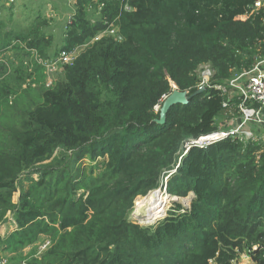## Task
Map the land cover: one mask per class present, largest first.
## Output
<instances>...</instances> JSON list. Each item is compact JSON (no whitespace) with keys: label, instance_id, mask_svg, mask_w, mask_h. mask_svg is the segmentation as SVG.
<instances>
[{"label":"trees","instance_id":"trees-1","mask_svg":"<svg viewBox=\"0 0 264 264\" xmlns=\"http://www.w3.org/2000/svg\"><path fill=\"white\" fill-rule=\"evenodd\" d=\"M250 5L76 0L57 50L37 21L4 32L0 56L13 55L0 60V224L14 229L0 251L17 264H238L240 254L264 264V141L183 147L237 114L228 81L264 50V10L244 19ZM110 25L119 40L92 41ZM75 50L71 64L54 65L62 79L47 85L50 60ZM202 65L212 88L158 123L155 107L173 88L194 94ZM164 179L168 195L192 194L189 207L174 203L150 227L130 221L135 199Z\"/></svg>","mask_w":264,"mask_h":264},{"label":"built area","instance_id":"built-area-1","mask_svg":"<svg viewBox=\"0 0 264 264\" xmlns=\"http://www.w3.org/2000/svg\"><path fill=\"white\" fill-rule=\"evenodd\" d=\"M15 1L16 0H5L7 5H12ZM68 4L75 7L76 0H68ZM100 8L101 5L98 6V11ZM261 9L264 10V0H251V5L243 16L244 19H249ZM124 10L129 11L130 8L126 5L124 6ZM116 33L117 28L110 25L109 29L104 34L97 36L95 39H92V41H96L103 35H109L119 40ZM75 52H78V50L71 53H60L57 58L50 60L53 62H49L51 64L47 66V69L54 70V65L56 63L61 65L71 64L77 55H75ZM198 74L200 80L197 85V90L212 88L209 85V80L213 75L212 69L208 65H202L199 67ZM227 88L230 89L229 91L231 94H236L239 98V103L236 107L238 124L232 125L228 129L217 130L215 133L199 137L198 139L186 141L183 145L185 151L190 147L204 148L228 136L238 137L240 141L249 139L264 141V132H261V127H264V50L257 46L251 65L235 72L228 81ZM227 88L223 86H214L215 90H220L222 93H226ZM173 90L176 89L173 88ZM165 98L166 97H164L163 100ZM223 107H227V103H223ZM162 190L166 193L165 185L162 186ZM48 245L49 241L43 240V242L38 245L39 252L45 250ZM0 264H6V260L0 258Z\"/></svg>","mask_w":264,"mask_h":264},{"label":"rangeland","instance_id":"rangeland-1","mask_svg":"<svg viewBox=\"0 0 264 264\" xmlns=\"http://www.w3.org/2000/svg\"><path fill=\"white\" fill-rule=\"evenodd\" d=\"M59 3V4H58ZM50 4V5H46ZM61 4V5H60ZM50 6L52 7V11L50 10ZM65 0H18L16 4L7 5L5 0H0V36L4 32H11V33H25L27 30L37 21L39 25H41V29L44 32L45 36L53 38V45H55L51 50H57L60 47V40L63 34V27L65 25L66 14L70 13V8L67 7ZM39 10V11H37ZM39 15V16H37ZM64 15L63 19L62 16ZM40 19H39V18ZM44 22V23H43ZM9 59L12 58L13 52L6 51L3 53ZM78 52H75V55ZM5 56H0V60H4ZM4 57V58H3ZM31 62V58L28 59V63ZM16 64V62H14ZM12 71H7V75L4 77L10 84H15L13 78L15 74H11ZM55 73L54 77L51 73ZM62 79V69L59 68L57 70H48V81L47 84L50 85L52 81H57ZM163 102V99H162ZM161 102V103H162ZM161 108V104L155 107V111L158 112ZM237 114L232 116L222 115L216 119V125L218 130L220 129H228L232 125L238 124ZM256 130V129H254ZM261 132H264V127H261ZM86 165V164H85ZM83 165V166H85ZM165 180V179H164ZM164 182V181H163ZM165 183V182H164ZM165 185V184H163ZM156 192V191H155ZM163 192V190H162ZM160 194L166 196L167 193ZM18 193L16 192L13 197L12 201L15 203L17 201ZM171 196V195H170ZM192 194L190 193L186 198H178L174 201L164 202L163 204L157 203L156 204V211L154 216L150 220H142L139 221L134 217V208L135 202L138 199L145 198L138 197L134 201V207L132 212L130 213L129 220L137 223L140 226L150 227L153 226L158 221L162 220L163 217H166L169 213L174 210V203L180 205L183 209L189 207L190 200L192 199ZM135 220H134V218ZM139 221V222H138ZM146 224V225H144ZM14 227L10 223H2L0 224V239H2L7 233L12 231ZM29 248L23 250V252H27ZM23 255H26L23 253ZM0 257L5 258L7 260V264H17L18 263V255H13L7 252L0 251ZM238 264H251V258L247 254H240L237 260Z\"/></svg>","mask_w":264,"mask_h":264},{"label":"bare ground","instance_id":"bare-ground-1","mask_svg":"<svg viewBox=\"0 0 264 264\" xmlns=\"http://www.w3.org/2000/svg\"><path fill=\"white\" fill-rule=\"evenodd\" d=\"M6 65H8V64H6ZM155 191L156 190L149 192V194L145 198H142L140 200L138 199V201L135 202L136 204H135V208H134L133 212H134V214L140 215L142 217L141 219H139L140 221L150 220L153 218L154 213L156 211V204L157 203L163 204L164 202H170V201L172 202V201L178 199V198H173L169 195L164 196V195L160 194L159 191L158 192L157 191L155 192ZM134 220H135V218H134Z\"/></svg>","mask_w":264,"mask_h":264},{"label":"water","instance_id":"water-1","mask_svg":"<svg viewBox=\"0 0 264 264\" xmlns=\"http://www.w3.org/2000/svg\"><path fill=\"white\" fill-rule=\"evenodd\" d=\"M204 89L201 90H197L194 94L187 96L185 92H180L178 90H173L168 96H166V98L163 100V102L161 103V108L159 109V120L157 121L158 123H162L165 119V115L168 112V110L174 106V105H185L187 104L192 98H194L195 96L201 94L202 92H204ZM166 187V184H165ZM162 190V188L157 189L156 191L160 192ZM162 192V191H161ZM149 194V193H148ZM147 194V195H148ZM146 195V196H147ZM170 196V195H169ZM134 217L139 220L142 217L140 215L135 214ZM164 218V217H163ZM140 221V220H139ZM138 221V222H139ZM137 224V223H136ZM146 225V224H144Z\"/></svg>","mask_w":264,"mask_h":264},{"label":"crops","instance_id":"crops-1","mask_svg":"<svg viewBox=\"0 0 264 264\" xmlns=\"http://www.w3.org/2000/svg\"><path fill=\"white\" fill-rule=\"evenodd\" d=\"M17 1L18 0H16L15 2H14V4H16L17 3ZM66 1V4L68 5L67 7H69L70 9V13L69 14H66V20H65V24H66V22H67V20H68V18H69V16H71V14H72V12H73V7L71 6V5H69L68 4V0H65ZM59 4V3H58ZM13 5V4H12ZM46 5H50V4H46ZM61 5V4H60ZM52 9V7L50 6V10ZM37 11H39V10H37ZM52 11V10H51ZM63 17H64V15L62 16V19H63Z\"/></svg>","mask_w":264,"mask_h":264},{"label":"clouds","instance_id":"clouds-1","mask_svg":"<svg viewBox=\"0 0 264 264\" xmlns=\"http://www.w3.org/2000/svg\"><path fill=\"white\" fill-rule=\"evenodd\" d=\"M160 189V188H159ZM154 191V190H153ZM162 191V190H161ZM146 197V196H145ZM171 197H173V196H171ZM134 207V206H133Z\"/></svg>","mask_w":264,"mask_h":264}]
</instances>
